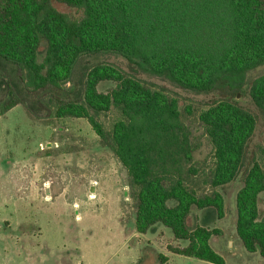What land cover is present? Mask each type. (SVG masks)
Here are the masks:
<instances>
[{"label": "trees", "instance_id": "1", "mask_svg": "<svg viewBox=\"0 0 264 264\" xmlns=\"http://www.w3.org/2000/svg\"><path fill=\"white\" fill-rule=\"evenodd\" d=\"M52 1L80 10L81 19L57 11ZM110 53L137 60L143 71L181 89L221 92L198 121L212 146L206 183L225 186L240 172L256 129V117L235 101L241 84L231 81L264 65V0H0V95L7 99H0V116L21 104L57 119H85L126 170L136 232L162 225L188 242L169 252L224 264L209 244L219 232L186 225L192 208H212L222 218L224 200L215 191L198 195L182 177L180 162L191 160V149L177 99L108 64L73 80L82 57ZM102 82L115 86L102 93ZM249 98L264 115V75L251 83ZM114 110L122 118L106 130L99 117ZM261 193L264 171L252 157L235 196V233L246 252L264 258Z\"/></svg>", "mask_w": 264, "mask_h": 264}, {"label": "rangeland", "instance_id": "2", "mask_svg": "<svg viewBox=\"0 0 264 264\" xmlns=\"http://www.w3.org/2000/svg\"><path fill=\"white\" fill-rule=\"evenodd\" d=\"M51 4L72 20L82 17L80 10L55 1ZM44 50L42 44L39 60ZM98 63L112 65L143 85L177 99L191 149V160L180 162L182 177L198 195L215 191L224 200L223 219H218L212 208L200 214L194 208L187 228L216 229L219 234L213 235L209 244L224 264H260L259 256L242 247L234 220L235 196L243 185L250 158L254 157L264 171V115L249 98L250 85L264 75V65L231 81L235 87L241 84L235 101L256 117L257 124L240 172L231 183L214 189L206 183L212 146L198 116L222 99L221 92L197 94L181 89L143 71L137 60L130 63L113 53L82 57L74 68L73 80ZM114 86L102 82L97 89L106 93ZM0 99L7 100L5 93ZM121 118L120 111L114 110L101 114L99 120L110 130ZM258 208L261 217L264 193L258 197ZM134 209L135 191L127 185L126 170L101 145L85 119H57L38 108L30 112L21 104L0 116V264H210L187 257L166 263L161 253L169 252L168 246L175 247L169 243L171 230L157 224L138 234Z\"/></svg>", "mask_w": 264, "mask_h": 264}, {"label": "crops", "instance_id": "3", "mask_svg": "<svg viewBox=\"0 0 264 264\" xmlns=\"http://www.w3.org/2000/svg\"><path fill=\"white\" fill-rule=\"evenodd\" d=\"M194 208H192L191 209V211L193 210ZM198 210V209H197ZM190 211V212H191ZM195 211H196V209H195ZM196 212H198V214H200V212H203V210H198V211H196ZM224 217H225V215H224ZM224 217H222V219L224 218ZM235 221V220H234ZM199 227H203L204 228V226H199ZM208 229V228H207ZM209 230H211V229H209ZM139 234V233H138ZM179 241H183V240H175L174 238H172L171 240H170V244L171 245H174L175 247H180V248H183V247H185L187 244H188V242L187 241H183V243L182 244H180L179 243ZM241 246V245H240ZM163 256H165V258H166V263L168 262H172L173 261V259H175V260H179L180 258H182L183 256H180V255H176V254H173V253H171V252H165V253H161ZM249 254H251V255H256V256H259V260H258V262L260 263V264H264V258H262L257 252L256 253H249Z\"/></svg>", "mask_w": 264, "mask_h": 264}, {"label": "water", "instance_id": "4", "mask_svg": "<svg viewBox=\"0 0 264 264\" xmlns=\"http://www.w3.org/2000/svg\"><path fill=\"white\" fill-rule=\"evenodd\" d=\"M236 97H238V95Z\"/></svg>", "mask_w": 264, "mask_h": 264}]
</instances>
